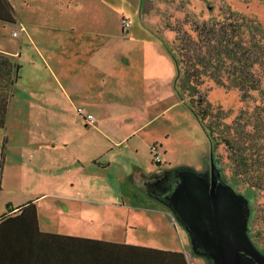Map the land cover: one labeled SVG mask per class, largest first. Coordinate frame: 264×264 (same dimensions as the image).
Instances as JSON below:
<instances>
[{
  "label": "rangeland",
  "instance_id": "1",
  "mask_svg": "<svg viewBox=\"0 0 264 264\" xmlns=\"http://www.w3.org/2000/svg\"><path fill=\"white\" fill-rule=\"evenodd\" d=\"M90 1L86 10L94 17L99 14L107 15L108 31L110 33L119 31L126 37L132 35V31L127 32L132 30V15L128 10L132 13L139 9L143 10L146 24L155 27L164 39L165 36L172 37L173 33L172 39H167L168 43H172L175 37V32L170 30V27L178 25L183 29H189L195 20L198 22L223 20L229 13L225 12L228 9L255 18L264 26V0ZM12 2L15 7L16 22L8 23L0 20V46L17 48L20 39L22 41L26 34L22 26H26L28 31L35 34L40 16L50 8L44 4L41 9L39 4L32 0H12ZM80 8H73L72 13L78 12ZM98 9L102 10L101 13H98ZM123 19H128L131 22L130 26H124ZM123 31L127 33L123 34ZM14 32H17L18 36H14ZM111 43L113 47L110 49L114 52H121L124 49V55H127L130 50L128 40L112 37ZM122 43H125L123 47ZM131 45L139 55H130V62L143 64L141 45L135 41H132ZM154 46L157 49H148L150 60L146 65L128 70L130 74L125 69L118 71L121 80L129 76L127 81L135 88L136 95L127 97L123 93H116L115 97L109 100L110 107L106 113L104 109L101 114L94 108L92 112L96 122L89 126L91 132L85 130L84 125L88 122L78 114L77 110L75 113L70 101L66 98L60 99L62 95L59 96V110L52 107V102L45 100L39 102V105L44 106L45 109L37 116L27 104L24 109L21 104L23 102V97H20L21 92H17L15 101L20 99L21 102L18 103L16 116L21 117L14 119L13 127L0 128V156L3 151L5 153L0 212L6 210V202L13 195L14 190L24 192L34 190L39 194H34L31 198H37L41 218L51 220L47 227L48 231H77L93 238L106 236L108 239L113 234H117L118 240L119 232L128 226L127 243L138 240L156 247L187 248L184 250L191 254L194 264L206 263L203 257L193 251L189 234L182 224L171 212L169 215L172 221H169L170 217L169 220L165 217L162 209L168 212L170 209L140 192L138 183L141 182L139 180L137 183L134 177L139 164L147 168V172L159 168L185 167L204 172L206 166L210 164L212 154V146L206 130L175 89L177 74L175 60L168 57V48L161 40L159 43H154ZM33 49L34 45L31 44L30 52ZM24 58L26 61L27 58L25 56ZM19 60L24 59H20L18 54L15 61ZM141 67L145 68L154 80L144 81ZM151 84L154 86V91L143 97L145 90ZM207 97L215 106H220L227 112L223 123L234 121L240 109L245 106L241 92L236 89L227 90L216 86L209 89ZM23 109L26 113L18 114ZM53 114L56 116L54 117ZM130 132L132 133L126 140L118 142ZM155 137L164 139L163 146L167 152H163L162 145H159L157 150L151 148L153 144L150 142ZM26 142H30L31 145ZM218 142L214 156L219 157L226 175L233 177L231 151L221 141ZM105 143L108 146L100 158L110 166L99 169L95 163L93 164V158L89 160L86 156H98L97 154L100 153L98 147ZM147 143L149 148L146 147ZM138 148L139 152L136 151ZM157 153L161 155L162 163L156 161ZM30 157L41 158L45 165L52 160L60 162L62 164L59 172L60 183L53 181L54 176L48 171L41 172L40 182H30L27 178L30 170L27 164L32 162ZM79 161L85 162L86 167H81ZM233 184H238L236 178H233ZM85 187L90 188L94 193L81 195L87 199V205H83L85 210L68 205L72 203V197H54L58 193L74 195L75 189H83L82 193H84ZM237 187L245 191L247 183H239ZM252 206L254 209L257 206L258 209L256 220L251 222L252 234L254 240L264 249V194L257 196ZM96 210L100 213H95ZM79 217L85 220L80 226L74 227L73 218ZM104 217L113 222L106 224L107 220ZM91 219H95L93 224H90ZM175 229L182 232L183 240ZM258 231L261 233L260 237L256 234ZM133 238L137 239L133 240Z\"/></svg>",
  "mask_w": 264,
  "mask_h": 264
},
{
  "label": "trees",
  "instance_id": "2",
  "mask_svg": "<svg viewBox=\"0 0 264 264\" xmlns=\"http://www.w3.org/2000/svg\"><path fill=\"white\" fill-rule=\"evenodd\" d=\"M225 12L229 13L223 20H195L189 29L170 27L175 32L174 40L164 43L177 64V93L206 130L213 154L218 141L231 151L233 177L238 184L247 183L246 191L255 202L257 196L264 194V26L235 10ZM0 20L16 22L12 0H0ZM20 67L12 56L0 51V128L8 121ZM216 86L241 92L245 106L230 123H223L227 112L208 100L207 92ZM4 160L3 151L0 195ZM252 209L255 216L251 220L255 221L257 206ZM256 234L261 235L259 231ZM0 264H194V261L191 254L182 251L42 231L37 201L32 199L17 207L8 203L6 212L0 214Z\"/></svg>",
  "mask_w": 264,
  "mask_h": 264
},
{
  "label": "crops",
  "instance_id": "3",
  "mask_svg": "<svg viewBox=\"0 0 264 264\" xmlns=\"http://www.w3.org/2000/svg\"><path fill=\"white\" fill-rule=\"evenodd\" d=\"M33 2L38 3L39 7L42 9V5H48L49 10L44 11V13L40 16L38 20V29L35 34L33 32L28 31L27 27L23 25V30L26 34L23 37V40L19 41V46L17 48L12 47H2L0 46V51L7 53L12 56L15 60V57L19 54L20 59H24L17 61L20 64L19 70V79L16 81L12 97L10 99L9 104V112H8V121L5 127H13L12 123L14 119L21 117L16 116V110L19 109L18 103L21 102L20 99L16 102V94L17 92H21L20 97H23V102H21L24 109L26 108L25 104H27L33 113H42L45 109L44 106H40L39 102L49 101L52 102V107L59 110L60 100L61 98H66L70 101V105L72 108L78 112V109L83 108L87 113L93 114V109H97L99 113H103V109L105 113L109 109V100L115 97L116 93H123V95L127 97H131V95H136L135 88L130 85L127 81L129 76H126L121 80L118 71L119 70H127L128 74H130V69L144 66L149 60V50H155L157 47L154 46V43L161 42L164 43L165 39H172L171 35L169 37L162 36V34L156 31L155 27L152 25L146 24L143 10L139 9L135 12L131 13V10H128L129 14L132 15V30L127 31L131 32V36L122 35L119 31L117 33H110L107 29L108 24V16L107 15H94L89 13L86 10L87 4L89 0H69V1H60V0H32ZM91 0L90 2H92ZM103 2V1H101ZM86 3V5H84ZM90 4V3H89ZM84 5L82 8H80ZM109 5V3H107ZM73 8H80L78 12L72 13ZM51 11V13H48ZM98 13H101L102 10L98 9ZM126 15V13H123ZM129 16V15H128ZM49 24V25H48ZM126 31H123V34ZM126 32V33H127ZM160 35V36H158ZM18 36V35H17ZM118 37L120 40L126 41L128 40L129 51L127 55H124V49L120 51L111 50L112 43L111 38ZM164 39V40H163ZM118 41V40H117ZM135 41L137 44L141 45L140 50L143 53L144 63L143 64H132L130 62V55H139L137 50L133 48L131 42ZM31 44L34 45V49L31 50ZM125 43H122V47ZM166 46V45H165ZM167 48V47H166ZM168 50V49H167ZM168 57L170 59H174L170 51L167 52ZM24 56L27 58L25 61ZM125 62V63H124ZM176 63V62H175ZM177 69V64H176ZM144 81L146 80H154L151 75L146 71L145 68H140ZM177 77V74H176ZM157 79L154 81V83ZM153 83V84H154ZM151 84L145 90L143 97H147L154 91V86ZM56 97V98H55ZM56 102V104H55ZM65 108V105H63ZM20 110L18 114H25V110ZM94 115V114H93ZM55 117L56 114H53ZM82 116V115H81ZM27 117V116H25ZM83 117V116H82ZM95 118V116H94ZM88 122V121H86ZM96 120L93 122L95 123ZM88 122L84 125L85 130L91 132L92 129H89V126L93 124ZM82 127V128H84ZM132 132L128 133L125 137L120 139L118 142H122L126 140L128 136L131 135ZM164 139L161 137H155L151 140V144L153 145H162L163 152H167L163 146ZM28 145H31L30 142H26ZM56 144V140L54 145ZM92 144V143H91ZM150 144V147H151ZM152 145V146H153ZM107 144H103L98 147L99 154L98 156H86L87 159L93 158V164L100 169H106L110 166L109 163L105 162L102 158H100L105 152L107 148ZM146 147L149 148V144H146ZM152 148V147H151ZM29 149V148H27ZM38 151L37 149H34ZM91 150V149H89ZM139 152V148L136 149ZM31 163L27 164L29 166V172L27 174V178L30 182L38 183L42 180L43 171L51 172L53 177V181L60 183V168L61 163L55 160H52L45 165L40 159L41 158H31ZM5 161V160H4ZM81 167H86L85 162H80ZM162 163V162H161ZM79 167H76V169ZM4 170V168H3ZM166 168H159L147 172V168H143L140 164L136 168V172L134 173L135 180H140L139 184L140 192L146 194L148 197L155 199L156 201L162 203L159 199L151 196L145 188V184L148 183L152 177L156 175L163 174L167 171ZM42 172V173H41ZM3 179V178H2ZM38 181V182H37ZM144 182V184H143ZM3 190V189H2ZM83 189H75L73 193L74 195H68L64 193H58L54 197L62 198V197H72L73 201L71 204L76 207H79L80 210H85L83 205H87V199L81 195H92V190L90 188L85 187V192L82 193ZM36 193L34 190L29 191H19L14 190L13 195L7 200V204L11 203L14 207L21 205L28 200L36 199L31 198ZM166 206V205H165ZM38 207V216H39V224L42 231L45 232H55L66 235H74V236H82L87 238H93L90 236L83 235L77 231L71 232H62V231H48V224L51 222L50 219H42L39 213V204ZM168 207V206H167ZM165 208V207H164ZM169 208V207H168ZM170 209V208H169ZM7 210V207H6ZM6 210L1 211L0 214L6 212ZM165 217L172 221L171 215L165 209H162ZM95 213H100L98 210L94 211ZM173 214V213H172ZM174 217V216H173ZM106 224H109L113 221H109V218H105ZM74 227L80 226L82 221L85 219L79 217L77 219L73 218ZM95 219H91L90 224H93ZM103 222V221H102ZM129 228L128 226L125 230L119 232V239L117 240V234H113L110 239L106 236L101 239L111 242L117 243H127L129 236ZM179 233V237L183 240V234L179 229H175ZM170 238V234H168ZM137 239V238H133ZM185 241H187L185 239ZM186 243V242H185ZM128 244L134 245H142L148 247H154L165 250L172 251H182L186 254H190L184 249L187 248H167V247H156L148 244H144L143 242L132 241ZM207 264V263H205Z\"/></svg>",
  "mask_w": 264,
  "mask_h": 264
},
{
  "label": "water",
  "instance_id": "4",
  "mask_svg": "<svg viewBox=\"0 0 264 264\" xmlns=\"http://www.w3.org/2000/svg\"><path fill=\"white\" fill-rule=\"evenodd\" d=\"M210 160L214 168L213 152ZM172 171H175L174 176L166 193H156L147 187L146 191L171 209L188 232L195 254L206 257L207 264H241V252L248 248L252 250L251 254L264 256V250L261 251L252 239L250 222L254 215L251 208L254 201L248 193H237L235 187L227 183L211 192L208 179L193 168L168 169L166 172ZM198 182L202 183L199 188ZM201 205L207 208V218L201 212ZM188 206L194 209L190 222L183 212ZM209 249L214 252H208Z\"/></svg>",
  "mask_w": 264,
  "mask_h": 264
},
{
  "label": "flooded vegetation",
  "instance_id": "5",
  "mask_svg": "<svg viewBox=\"0 0 264 264\" xmlns=\"http://www.w3.org/2000/svg\"><path fill=\"white\" fill-rule=\"evenodd\" d=\"M215 159V166L214 168L211 167V160L209 161V165L207 166V168H205L204 172H198L196 171L198 174H201L203 176H205L206 179H208V182L210 184V190L211 192H216V188H218L221 184L227 183L230 185H233L235 187V192L237 193H243V194H247L248 192L245 190H239V188L237 187V185L233 184V178L231 176L226 175L225 173V168L223 167V165L221 164L219 157L216 155L214 156ZM175 171L170 172H166L164 174H160V175H156L154 177H152V179H150L147 183V189L150 191H154L156 193H164L165 191H168V187L170 185L171 180L173 179V173ZM183 173V172H182ZM185 174L182 175V177ZM207 182V180H206ZM199 186H202L201 182H198L197 187L199 188ZM165 192V193H166ZM164 197H168L166 195H163ZM246 206V205H245ZM201 207V212H204L205 214V218H207V208L203 205L200 206ZM252 208V205H251ZM193 211L194 209L192 207H187L183 210L184 212V217L185 219L190 222L192 221V216H193ZM252 222V220H251ZM250 222V224H251ZM253 229V228H252ZM190 239V237H189ZM252 239L254 240V236L252 234ZM256 242V244L259 246L260 250L263 251L264 249L259 245V243L254 240ZM191 242V241H190ZM204 244V243H203ZM192 247V246H191ZM203 248L205 249V247L203 246ZM208 252H214L212 249H209ZM250 252H252V250L250 248L245 249L241 252V264H264V256L262 254L256 253L255 255L251 254ZM203 257V255L201 256ZM204 258V257H203ZM205 260L207 259L206 257L204 258Z\"/></svg>",
  "mask_w": 264,
  "mask_h": 264
},
{
  "label": "built area",
  "instance_id": "6",
  "mask_svg": "<svg viewBox=\"0 0 264 264\" xmlns=\"http://www.w3.org/2000/svg\"><path fill=\"white\" fill-rule=\"evenodd\" d=\"M123 23H124V26H130V24H131V22L128 19H123ZM14 35L17 36L18 33L14 32ZM78 111H79L80 115H82L86 121L91 122V123H93L95 121L94 115L87 113L83 108H79ZM152 149L157 150L158 145H153ZM156 161L158 163H160L162 161L161 155L159 153L156 154Z\"/></svg>",
  "mask_w": 264,
  "mask_h": 264
}]
</instances>
